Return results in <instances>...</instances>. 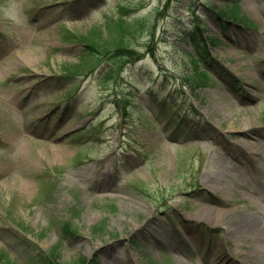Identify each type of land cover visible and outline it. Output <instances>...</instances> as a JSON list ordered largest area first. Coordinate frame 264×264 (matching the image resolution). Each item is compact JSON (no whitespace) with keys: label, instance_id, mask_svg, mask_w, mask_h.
Listing matches in <instances>:
<instances>
[{"label":"rangeland","instance_id":"374dc122","mask_svg":"<svg viewBox=\"0 0 264 264\" xmlns=\"http://www.w3.org/2000/svg\"><path fill=\"white\" fill-rule=\"evenodd\" d=\"M118 17L146 57L68 77L77 35ZM0 253L264 264V0H0Z\"/></svg>","mask_w":264,"mask_h":264},{"label":"trees","instance_id":"16d2710c","mask_svg":"<svg viewBox=\"0 0 264 264\" xmlns=\"http://www.w3.org/2000/svg\"><path fill=\"white\" fill-rule=\"evenodd\" d=\"M132 27L133 30L134 28H137L136 21H131L130 18H126V20H123L122 17H118V18L110 19L104 29L102 26L100 27L93 26L88 31V33H79L76 39L78 42H81L82 45L84 44L83 48L84 46H86L87 49L84 48L85 52L77 62L64 64L63 71L67 74L68 77L82 75L84 73L92 71L95 68V65L99 62V60L103 56H107L106 58L108 59L110 58L120 59L119 64L126 62L127 65L132 63L134 64L139 60H142L144 58V54L141 51H139V49L131 45L130 37L123 38L124 36L123 33L124 34H126L125 32L132 33ZM199 34L202 35V33ZM203 46L204 49L208 51L207 44H203ZM206 54L209 55L208 52ZM194 64L196 65V63ZM107 73L108 74L112 73V68L106 67L102 71V76ZM196 75L199 76V79L196 78ZM202 78L204 79L203 80L204 82L205 79H207L199 72V69L196 65L195 75L188 78L191 83V88L194 89L199 85H201L200 79ZM130 93L132 92H128V95L127 94L118 95V98L116 100V102L123 103L122 107L125 115L129 114L128 97ZM153 99L157 100L156 92L153 89H150L149 100H151V102H154ZM82 131L85 132L86 130H82ZM2 256H4V254L0 253V264H2L1 263L3 260ZM48 257L50 259L47 264H64L56 260L57 256H55L54 258H51L50 256ZM94 263H95L94 258L88 260L86 257H84L78 259L76 262L72 264H94Z\"/></svg>","mask_w":264,"mask_h":264},{"label":"bare ground","instance_id":"6f19581e","mask_svg":"<svg viewBox=\"0 0 264 264\" xmlns=\"http://www.w3.org/2000/svg\"><path fill=\"white\" fill-rule=\"evenodd\" d=\"M244 133H245V131H244ZM240 142H243V141L240 139ZM214 211H215V209H213L211 207H206V208H204L203 212L200 213L199 216L203 217L205 215H212L213 217L217 218L219 216V213L220 214L222 213L220 210L219 211L216 210V212H214ZM206 217H208V216H206Z\"/></svg>","mask_w":264,"mask_h":264}]
</instances>
